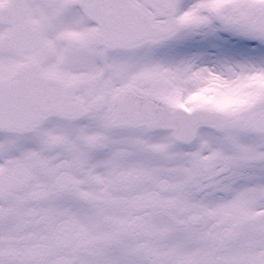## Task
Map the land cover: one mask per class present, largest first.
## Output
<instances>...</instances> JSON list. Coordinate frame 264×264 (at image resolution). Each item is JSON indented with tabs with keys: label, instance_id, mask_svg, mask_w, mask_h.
<instances>
[{
	"label": "snow or ice",
	"instance_id": "1",
	"mask_svg": "<svg viewBox=\"0 0 264 264\" xmlns=\"http://www.w3.org/2000/svg\"><path fill=\"white\" fill-rule=\"evenodd\" d=\"M0 264H264V0H0Z\"/></svg>",
	"mask_w": 264,
	"mask_h": 264
}]
</instances>
